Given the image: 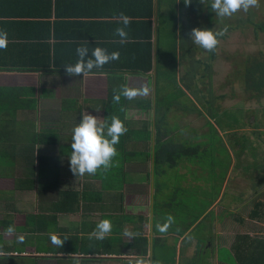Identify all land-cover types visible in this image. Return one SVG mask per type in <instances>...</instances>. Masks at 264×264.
<instances>
[{
  "label": "crops",
  "instance_id": "crops-1",
  "mask_svg": "<svg viewBox=\"0 0 264 264\" xmlns=\"http://www.w3.org/2000/svg\"><path fill=\"white\" fill-rule=\"evenodd\" d=\"M168 1L0 0V31L8 34L0 50V264L154 262L159 238L177 245L174 264H264V98L248 102L238 119V102L224 96L222 81L210 95L212 111L186 68L157 79L159 17ZM201 10L204 16L205 0ZM119 13L131 18L124 44L114 34L123 27L114 19ZM180 13L181 27L187 21ZM82 44L89 56L101 47L119 59L68 76L64 67L77 61ZM149 44L153 69L142 72ZM257 45L264 52V41ZM121 85L143 94L114 103ZM253 106L262 109L256 116L247 111ZM84 112L115 115L128 131L115 146L114 167L76 177L68 161L71 129ZM209 129L220 142L206 140ZM154 184L171 203L184 204L170 234L153 227ZM101 219L111 221L110 235L89 239ZM50 233L65 240L61 247ZM143 236L147 253L139 251Z\"/></svg>",
  "mask_w": 264,
  "mask_h": 264
},
{
  "label": "trees",
  "instance_id": "trees-1",
  "mask_svg": "<svg viewBox=\"0 0 264 264\" xmlns=\"http://www.w3.org/2000/svg\"><path fill=\"white\" fill-rule=\"evenodd\" d=\"M262 4H264V0H258V7H250L246 13L239 11L230 18L221 19L212 12L210 7L211 0H205L206 11L204 16H202L201 10L204 5V0H191L188 5H185L184 0H182L181 3L179 2V5L182 8L180 11L181 13L177 10V1L169 0L165 6L166 12H161L159 17L160 24L156 43L157 79L159 81L164 79L165 81V79L170 78V75H176L181 67L186 68L189 75H191L196 81V85L201 87L207 86L208 91L206 93H204L203 90H199V93H203V95L210 97V95H212V83L214 81V73L212 72L210 74V70L212 69V65H214L220 58L221 60H225L231 66V70L222 80L221 90L226 91L224 96L239 101L238 109L236 110L238 119L240 111L246 114L245 105L248 102L250 104H261L264 98V52H226L221 49L220 44L222 41L229 38L232 33L241 31L252 30L256 36L255 38H258L259 34L264 32V7ZM197 7L198 9L200 8L198 12ZM183 8H189L190 11L186 12ZM179 13L181 14V17L183 19L185 18L187 21L181 27L178 25ZM225 25L228 26L227 31L224 35L218 37L219 44L214 52H207L203 48L195 45L190 39V33L193 28H205L216 32L222 30ZM255 44L257 45V42ZM145 49L149 51V54L146 57L147 61H145L147 65L140 68L142 69V72L151 71L154 62V46L149 44ZM190 63L197 67L194 68L191 65L189 66L188 64ZM208 69H210L209 72ZM201 80H203L204 83H201ZM258 107H261V105ZM258 107H250L253 109L248 108L247 111L251 113L254 110V116H256L262 111V109H259ZM238 124L239 123H237V125ZM255 128L257 131L262 130L260 119L258 124L256 122ZM254 136L260 138L261 134L255 132ZM254 143V148L258 149V147H260L259 143L256 140ZM162 158L163 152L157 156V160ZM157 160L156 163H158ZM167 180L173 181V179ZM155 190L156 205L153 208V216L155 217L156 222L153 223L154 228L158 222L161 224L165 223V221L160 220L161 217L164 218L167 215H171L175 219L177 216H182L180 211L184 205L181 202L171 203V200L166 196V191L162 189L160 185H155ZM171 227L172 225H170L164 233L170 234L172 232ZM141 232L144 234L143 230ZM140 241H142V243L139 251L141 253H147L148 239L143 236V238H140ZM184 242L188 243L189 237H186ZM202 244L203 243H197V246L193 251L195 257L198 256L200 245ZM176 246L177 245L172 246L174 249L173 254L172 247H169L164 239H157L154 262L159 261V264H174Z\"/></svg>",
  "mask_w": 264,
  "mask_h": 264
},
{
  "label": "clouds",
  "instance_id": "clouds-1",
  "mask_svg": "<svg viewBox=\"0 0 264 264\" xmlns=\"http://www.w3.org/2000/svg\"><path fill=\"white\" fill-rule=\"evenodd\" d=\"M191 0H184L188 5ZM258 0H211V10L221 19L230 18L239 11L247 12L250 7H258ZM114 19L122 23L123 27H117L114 34L120 37L119 43L128 42L126 28L131 22V18L124 13H119ZM227 25L222 30L193 28L190 33L192 42L203 48L207 52H214L219 44L218 37L227 31ZM8 44V34L0 31V50H5ZM77 61L64 67L68 76H87L92 73L94 68H102L105 64L119 59V52L109 53L106 49L95 47L89 56V49L84 44L76 48ZM113 102L119 104L121 96L131 100L137 95L143 94L124 85L120 86L119 91L113 90ZM128 129L124 123L115 115L108 119H101L95 115L84 112L77 124L71 129V154L68 158L70 171L77 176L95 175L98 171L107 172L114 167L113 160L118 155L116 145L121 136L126 134ZM174 217L167 215L165 223H157L156 228L164 233L173 224ZM112 224L109 219H101L89 234V239L103 240L110 235ZM14 231L9 227L7 232ZM125 236L133 237L139 233L124 232ZM51 243L61 247L65 240L59 238L58 234L50 233ZM135 264H159V261L147 260L143 257L136 259Z\"/></svg>",
  "mask_w": 264,
  "mask_h": 264
},
{
  "label": "rangeland",
  "instance_id": "rangeland-1",
  "mask_svg": "<svg viewBox=\"0 0 264 264\" xmlns=\"http://www.w3.org/2000/svg\"><path fill=\"white\" fill-rule=\"evenodd\" d=\"M263 7H264V4H262ZM205 29V28H203ZM255 34L253 33L252 30L250 31H241V32H236V33H232L230 38H228L227 40H224L221 42V49L226 51V52H236V51H245V52H254V51H257L260 49V45H256L255 43L256 42H261L263 43L264 39H262L264 37V32H261L258 36V38H255ZM189 66H193L194 68H196L197 66L196 65H192V63L188 64ZM182 69V67L180 68V70ZM210 69H208V72H209ZM231 70V66L225 61V60H221L220 58L215 62L214 65H212V69L210 70V74L213 72L214 73V81L212 83V88H213V94H215V91L217 92L219 90V86H220V82L225 78V76L227 75V73ZM207 72V73H208ZM201 75V74H200ZM202 82L201 83H204L203 80H201ZM214 84V86H213ZM206 85V84H205ZM202 89L206 90V92L208 91L207 90V86H203ZM219 94H223L221 92H218ZM231 104L234 105L235 107V103L239 101H236V100H230ZM230 102H225V106H230ZM208 103L210 105L213 104V98L212 96H210L208 98ZM214 107L215 105L213 104V107L211 108V110L213 111L214 110ZM207 110V109H205ZM206 112V116L208 117L209 114L207 111ZM206 140H213V141H216V142H220L218 140V138L216 137V134L215 132L212 131V129H209L208 133H207V138ZM241 142V141H240ZM245 146L248 147L249 144L248 142L246 141L245 142ZM245 148V147H244ZM244 148H241V149H244ZM249 160V156H244L241 160V165H246L247 162ZM169 245L171 244V241L168 243ZM172 246V245H171Z\"/></svg>",
  "mask_w": 264,
  "mask_h": 264
},
{
  "label": "water",
  "instance_id": "water-1",
  "mask_svg": "<svg viewBox=\"0 0 264 264\" xmlns=\"http://www.w3.org/2000/svg\"><path fill=\"white\" fill-rule=\"evenodd\" d=\"M151 255H152V253H151Z\"/></svg>",
  "mask_w": 264,
  "mask_h": 264
}]
</instances>
